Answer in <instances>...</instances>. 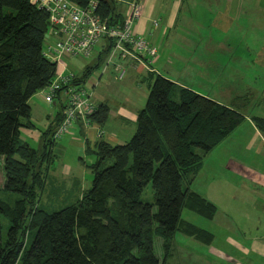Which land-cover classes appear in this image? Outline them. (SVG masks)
Returning a JSON list of instances; mask_svg holds the SVG:
<instances>
[{
  "label": "trees",
  "instance_id": "trees-1",
  "mask_svg": "<svg viewBox=\"0 0 264 264\" xmlns=\"http://www.w3.org/2000/svg\"><path fill=\"white\" fill-rule=\"evenodd\" d=\"M72 1L86 6L90 0ZM97 1L101 16L122 23L126 7L121 0ZM49 31L48 13L30 0H0V264H167L177 232L209 244L213 234L183 219L181 212L214 215L215 205L193 183L211 152L242 124L240 108L248 101L220 103L150 72L134 133L116 145L100 135L91 151L95 160L86 165L91 186L74 203L47 212L40 201L62 102L56 125L42 134L41 153L20 135L21 128L34 126L30 97L58 71L57 63L43 55L52 41ZM101 60L76 73L77 83H85ZM108 110L106 103H97L91 123L101 127ZM251 119L264 132V118ZM148 183L150 201L142 199ZM2 217L9 222L4 238ZM156 237L161 257L154 250Z\"/></svg>",
  "mask_w": 264,
  "mask_h": 264
},
{
  "label": "crops",
  "instance_id": "crops-1",
  "mask_svg": "<svg viewBox=\"0 0 264 264\" xmlns=\"http://www.w3.org/2000/svg\"><path fill=\"white\" fill-rule=\"evenodd\" d=\"M141 3L142 13L133 23V31L155 48V58L145 64L115 59L116 63L124 64L126 74L136 77L137 85L124 81V86L115 89L109 81L103 83L109 67L96 77L91 74L86 83L93 86L95 103L108 105V118L101 127L93 122L86 126L77 122L54 141L51 161L47 163L46 186L53 190L73 189L77 191L76 198L89 187L91 172L86 165L95 160L91 152L94 142L100 135L110 145L124 143L131 137L137 113L147 97L146 90L148 94L150 72L203 95H207L204 91L214 81L221 83L218 90L221 98L215 96L214 100H226L228 104L248 102L240 108L245 116L242 124L214 149V191L193 184V189L202 196L212 195L210 200L216 207L209 218L214 217L213 238L210 244L201 243L211 246L214 240V264H264V132L251 119L264 118V0H141ZM103 56L98 52L96 59ZM112 79L118 81L114 74ZM144 80L147 89L138 83ZM261 83L263 87L258 88ZM119 95L121 99L116 100ZM252 101L256 106H252ZM29 104L30 119L42 115L46 120L39 130L41 139L44 131L56 125L61 103L45 102L43 93L38 91L30 97ZM250 108L256 112H245ZM35 126L22 128L20 137L26 141L22 131H33ZM68 148L77 151L74 163L77 169L70 170L63 164L54 168L56 153L65 154ZM210 164L208 157L197 175Z\"/></svg>",
  "mask_w": 264,
  "mask_h": 264
},
{
  "label": "built area",
  "instance_id": "built-area-1",
  "mask_svg": "<svg viewBox=\"0 0 264 264\" xmlns=\"http://www.w3.org/2000/svg\"><path fill=\"white\" fill-rule=\"evenodd\" d=\"M125 4V17L121 24H111L98 12V1L90 0L80 6L72 0H30L32 4L48 13L50 31L43 49V55L57 63L55 78L41 90L44 101L59 100L63 104L62 119L53 131V140L60 139L77 122L85 126L91 123L90 115L96 103L92 88L77 83L75 69L63 59L91 58L96 46L106 57L105 71L109 65L118 69L117 79L122 78L126 68L115 59H129L145 64L155 58L156 50L142 35L133 31V23L142 13L141 0H121ZM157 25V21H153Z\"/></svg>",
  "mask_w": 264,
  "mask_h": 264
},
{
  "label": "rangeland",
  "instance_id": "rangeland-1",
  "mask_svg": "<svg viewBox=\"0 0 264 264\" xmlns=\"http://www.w3.org/2000/svg\"><path fill=\"white\" fill-rule=\"evenodd\" d=\"M100 46H96L93 52V55L91 58H70V59H63V61H65V63L69 66H71L72 68L75 69V73H80L83 68L86 65H89L91 63L95 62L97 53L100 52ZM104 55V54H103ZM106 57L105 55L102 57L101 63L100 65L94 69L92 76L96 77L100 74L101 70L103 69V65L105 63ZM122 65V67L124 66V64H120ZM113 66V67H112ZM111 64L109 65V70H107V74L104 76V78L102 79V82L104 83L105 81H109V83L112 84V86L116 89V87L120 88L122 86H124V81H129L134 83L135 85H137L136 83V77L135 76H131L130 73L126 74V72L124 73V75L122 76V78L117 79V74L119 70L115 69L114 65ZM116 71L114 72L113 71ZM113 71V73H110V71ZM114 74V79L118 80V81H114L112 79ZM141 84V87L147 89L146 86V81L144 80L143 82H138ZM214 85H209V89L207 91H204L205 96H208L210 98H212L214 100V97H220V94L218 93L219 88L221 87V83L218 84L214 81ZM207 84V83H206ZM139 85V84H138ZM263 84H258V88H262ZM123 90L120 89V93H122ZM146 95H147V90H146ZM198 93V92H197ZM112 98L114 99V96H112ZM116 100H120L121 99V95L119 96H115ZM115 100V101H116ZM220 102H226V100L224 101H220ZM231 102V101H230ZM252 106H256L255 103L252 101ZM262 107V106H260ZM245 112H256L255 110H252V108H250L249 110H246ZM34 113V112H33ZM30 121L32 123H34L35 129L32 131L28 130V129H24L22 131V135L27 138L26 141L28 142V144H30L32 147H34L39 153H41L43 151V147H42V142H43V135H41V139H38V136L40 135V129L44 127L46 120L45 118L41 115L39 116L37 119H35V117L31 118ZM22 130V128H21ZM65 135V134H64ZM63 135V136H64ZM78 158L77 155V151L74 148H68V150L66 151L65 154H57L55 155L54 161H53V167H57V165L63 164L65 166H68V168H70V170H74L77 169V167L74 165V163L76 162ZM88 160H91L90 157H87ZM209 160L212 161V164H210V167L205 168L201 173L200 176L196 175V178L194 180V187L195 185L198 187H205L206 189L212 190L214 191V150L211 152V155L209 156ZM2 168L0 166V187L2 185V181H3V176H2ZM88 178L90 179V185L91 186V181H92V174H88ZM87 187V188H89ZM86 188V189H87ZM77 191L75 192V190L73 189H60V190H53L47 186H45L41 201H40V207L42 209H44L47 212H52V211H56L61 209L62 207H64L66 204H70V203H74L76 201V195ZM12 198H15L16 195L12 194L11 195ZM208 200L212 199V195H209L208 193H206L204 195ZM214 196V195H213ZM142 199L146 200V201H150L152 200V188H151V184L148 183L146 185V187L144 188V191L142 193ZM212 203L214 204L213 200ZM181 217L193 224H195L196 226L214 234V217L212 219L203 217L201 215H199L198 213L191 211L189 209H183L181 212ZM1 225H2V230H1V234L2 237L4 238L7 232V228L9 225V222L7 220V218L2 217L1 218ZM32 234L33 231H30V234L28 235V238L25 241L26 246L29 245V243L32 240ZM28 241V242H27ZM160 241L161 239L159 237L154 238V250L155 253L157 254L158 257H161L162 251L160 249ZM175 242H176V249H174L173 255L171 256V258L169 259L167 264H214V240L211 243V246L203 244L201 242H198L197 240H195L192 237H188L186 235H183L179 232H177L175 234ZM210 244V243H209ZM213 249V250H212ZM176 255V256H175ZM175 256V258H174ZM179 259V260H178Z\"/></svg>",
  "mask_w": 264,
  "mask_h": 264
}]
</instances>
